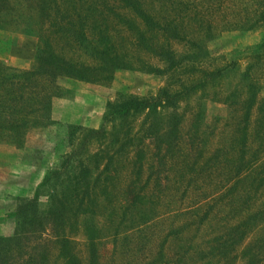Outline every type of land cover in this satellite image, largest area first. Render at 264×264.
Returning a JSON list of instances; mask_svg holds the SVG:
<instances>
[{"label": "trees", "instance_id": "obj_1", "mask_svg": "<svg viewBox=\"0 0 264 264\" xmlns=\"http://www.w3.org/2000/svg\"><path fill=\"white\" fill-rule=\"evenodd\" d=\"M212 15H219L218 23ZM217 28L264 31V0H0V31L39 42L29 70L0 63V141L20 145L29 130L48 120L59 78L107 83L122 70L165 78L154 96L118 93L107 101L98 129L69 127L67 151L10 214L13 230L0 236V264H100L104 240L113 246L138 240L157 225H166L162 237L155 245L152 237L142 240L138 264H264V97L257 96L264 41L245 57L238 85L222 100L234 113L222 144L207 152V142L199 141L200 108L188 143L181 136L178 105L225 77L226 66H207V45ZM144 55L161 67L148 65ZM114 121L119 129L108 133L105 126ZM107 137L113 139L104 145ZM120 162L129 178L122 193ZM169 182L181 188L170 200ZM79 217L84 263L68 235ZM206 222L214 225L204 237ZM46 229L50 239L42 240ZM173 241L176 247L166 256Z\"/></svg>", "mask_w": 264, "mask_h": 264}, {"label": "rangeland", "instance_id": "obj_2", "mask_svg": "<svg viewBox=\"0 0 264 264\" xmlns=\"http://www.w3.org/2000/svg\"><path fill=\"white\" fill-rule=\"evenodd\" d=\"M218 16L212 15L214 23H218ZM220 29L214 30L216 36L207 45L211 57L207 66L212 69L226 66L225 77L217 87L206 89L203 95L196 94L180 103L177 108V113L182 115L180 125L182 140L187 143L192 116L197 108H200L202 125L201 134L198 135L200 136L199 141L205 140L207 142V152L215 148L216 145L222 144L227 137L226 125L230 115L234 113L229 112L231 109H228L222 100L238 85L237 80L244 68L245 57L256 45L264 41V31L261 29L248 32ZM38 43V40L32 36L21 35L11 30L0 31V63L17 70H29L33 66L34 51ZM171 48L176 52L181 50V47L176 43H172ZM143 58L151 67H161V64L155 59L145 55ZM262 70L264 71V65ZM263 75L257 82L258 99L264 97ZM55 84L58 95L51 99V111L48 120L29 130L20 145L0 141V236L7 237L12 233L13 221L10 214L14 211L17 201L21 198H31L35 188L42 180L44 171L55 166L58 156L67 151L65 138L69 127H79L86 130L98 129L102 124V115L107 101L113 100L118 93L136 97L154 96L156 91L164 86L165 78L139 71L122 70L116 71L107 83H86L59 78ZM141 120L142 118L138 117L132 124V134L137 132ZM118 129V121L105 126L108 133H116ZM112 139L107 137L104 145ZM255 146L256 144L252 145V147ZM111 151L109 154L112 153ZM116 167L118 168L117 192L122 193L129 179L128 171L123 162L116 163ZM167 177L171 179L170 181L175 180L172 171L168 173ZM168 185L170 190L167 196L170 200L172 195L174 197L179 195L178 191L181 188L178 190L173 188L170 182ZM262 195L264 196V188ZM44 201V198L39 200L42 207H44ZM89 220L93 223L96 221L102 223L100 217H92ZM82 224L83 217H79L68 235L74 243L73 248L76 256L84 263L86 242L79 229ZM210 225L213 226L214 223L206 222L204 224L200 231L202 236L206 237L210 233ZM165 226L157 225L153 229H146L143 233L144 237L140 238L141 240L133 237L117 240L114 246L110 243V239L104 240L99 247L100 264H138L143 259L142 249L138 250L142 240H149L152 237L150 243L155 245L156 241L162 237ZM250 238L248 237V239ZM41 239H50L48 229L41 234ZM175 247L174 241L168 243L164 249V254L168 256L167 254L173 252ZM51 253L53 257L54 251ZM57 264L60 263L57 262ZM237 264L240 263L237 262Z\"/></svg>", "mask_w": 264, "mask_h": 264}]
</instances>
